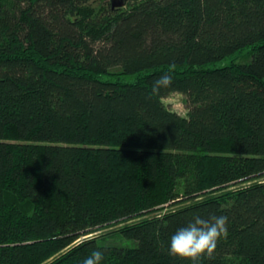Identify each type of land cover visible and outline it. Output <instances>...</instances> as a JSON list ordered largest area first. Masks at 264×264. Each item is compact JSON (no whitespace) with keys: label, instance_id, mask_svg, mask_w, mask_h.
Listing matches in <instances>:
<instances>
[{"label":"trees","instance_id":"trees-1","mask_svg":"<svg viewBox=\"0 0 264 264\" xmlns=\"http://www.w3.org/2000/svg\"><path fill=\"white\" fill-rule=\"evenodd\" d=\"M89 2L0 0V264H264V0Z\"/></svg>","mask_w":264,"mask_h":264},{"label":"rangeland","instance_id":"rangeland-1","mask_svg":"<svg viewBox=\"0 0 264 264\" xmlns=\"http://www.w3.org/2000/svg\"><path fill=\"white\" fill-rule=\"evenodd\" d=\"M124 3V6L126 8L128 0H90L89 5L91 8L95 9V10H99L101 8L104 7H108L109 5H113V4H119V3ZM249 51L246 50L244 51L243 54L238 55L236 57H233L231 59H229L226 62L220 63L218 64V66H225L228 64H231L232 62H235L236 64H245L248 62L249 59ZM165 104L173 111L179 113L182 116H186L188 113V109L185 105V98L183 95L181 94H173L171 96H169L168 98H166L164 100ZM118 227H113L110 226L108 228H106L103 233H108V232H112L114 230H116ZM108 243H115L117 245L120 246H128V245H133V243L127 239H124L122 237H114L108 240Z\"/></svg>","mask_w":264,"mask_h":264},{"label":"water","instance_id":"water-1","mask_svg":"<svg viewBox=\"0 0 264 264\" xmlns=\"http://www.w3.org/2000/svg\"><path fill=\"white\" fill-rule=\"evenodd\" d=\"M124 6V3H119V4H113V8H122Z\"/></svg>","mask_w":264,"mask_h":264}]
</instances>
